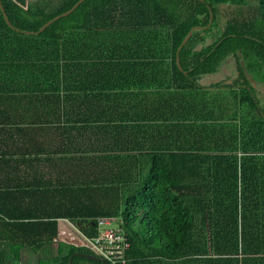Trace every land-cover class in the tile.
Here are the masks:
<instances>
[{
	"label": "trees",
	"instance_id": "obj_1",
	"mask_svg": "<svg viewBox=\"0 0 264 264\" xmlns=\"http://www.w3.org/2000/svg\"><path fill=\"white\" fill-rule=\"evenodd\" d=\"M78 1L23 10L1 0L11 26L0 10V79L62 99L65 142L58 159L0 158V216L67 220L88 238L98 235V218L116 217L127 264H264V107L254 93L264 85V0H84L42 32L22 33ZM210 11V27L179 51L180 70L177 49L191 28L207 26ZM97 37L109 49L96 47ZM88 59L102 60L80 65ZM227 59L237 77L203 85ZM119 70L131 80L103 74ZM80 138L95 142L73 143ZM48 161L69 175L44 180L37 164ZM7 246L12 256L0 251V264L23 249ZM75 253L95 256L59 242L57 256L37 264H69ZM72 264L101 263L73 256Z\"/></svg>",
	"mask_w": 264,
	"mask_h": 264
},
{
	"label": "crops",
	"instance_id": "obj_2",
	"mask_svg": "<svg viewBox=\"0 0 264 264\" xmlns=\"http://www.w3.org/2000/svg\"><path fill=\"white\" fill-rule=\"evenodd\" d=\"M1 1V0H0ZM20 5H22L23 10H27L28 7L34 5H43L48 2H55L59 0H13ZM75 10V9H74ZM73 10V11H74ZM72 11V12H73ZM121 44L125 43V39L120 40ZM93 44V43H92ZM94 45L101 50L107 46H102L100 41V37H97V41ZM109 49V48H108ZM107 49V50H108ZM102 60V59H100ZM99 59L93 60H82L80 61V65H86V63H94L99 62ZM104 60H117V62H121L120 59H104ZM131 60V59H130ZM127 62V60L123 61ZM63 65V63H60ZM105 65H113V64H105ZM107 77H110L109 82H128L131 80V76L129 71L122 72L121 70L117 71L112 75L111 72L103 71ZM63 77V76H62ZM64 77H68L67 75ZM69 78V77H68ZM209 84V83H208ZM19 82L11 83L6 81L5 79H0V130L6 131L4 134L0 132V153L2 156L0 158H22V157H39L45 158L49 156H55L54 158H62L63 146L65 142V133H64V125L60 121V115L62 114V99L54 94H45L39 95L38 92L34 90L31 91H23V89L18 90ZM42 97V103L40 102L38 105L34 103V97ZM94 138L84 139L80 138L75 140L73 143L80 144H88L93 141ZM96 139V138H95ZM95 142V141H93ZM64 162V161H62ZM43 163V162H41ZM56 163V161H48L44 164H37L41 169L44 168L43 177L44 180H48L50 175H58L59 177H67L69 172L64 173L65 171L61 170H51L47 168V164ZM25 169V168H21ZM80 174L83 175V171ZM19 173V172H17ZM71 174V173H70ZM14 179L18 181V177L15 176ZM39 221L44 220H36V221H8L4 217L0 216V237L2 242H9V239L15 238L12 233H8L6 227H13L15 229L16 235L22 236L26 232L17 229L19 225L25 224H37ZM53 221V220H50ZM54 224V222H46L42 225H50ZM77 227V225H76ZM72 240L75 243V246H84L86 243L80 242V238H88L84 234V230L78 226L73 233L71 234ZM16 244H20L21 241L16 237ZM22 239V238H21ZM52 241L45 240L41 249H39L35 255L39 256V259L44 254L45 246H49L46 243H50ZM53 242H63V241H53ZM85 242V240H84ZM56 243V246H57ZM40 244V243H39ZM25 248L34 247L36 244H25L23 242ZM57 252V249H56ZM53 258V257H52ZM255 257H249L248 259L252 261ZM239 260L243 261V257H239ZM248 260V261H249ZM249 261V263H250Z\"/></svg>",
	"mask_w": 264,
	"mask_h": 264
},
{
	"label": "rangeland",
	"instance_id": "obj_3",
	"mask_svg": "<svg viewBox=\"0 0 264 264\" xmlns=\"http://www.w3.org/2000/svg\"><path fill=\"white\" fill-rule=\"evenodd\" d=\"M254 4H255L254 0H227V5H230V6L248 7V6H253ZM227 5H225V7ZM218 32L219 31H216L215 33L213 32L210 38H208L207 42L210 43L213 40H215L219 34ZM235 68H236V65H235L234 60L227 59L226 63L221 67V70L218 74L207 76L201 82L202 83L204 82L216 83L220 81H225L226 79H228L229 76L231 77L233 76V78L235 79L237 77V71ZM203 85L209 86V84H203ZM253 86L255 85L253 84ZM257 87L258 88L254 90V93L256 95L257 100L260 102L261 107H264V85L261 86L259 83ZM0 132L4 134L7 133L6 131H3V130H0ZM0 156H2L1 153H0ZM46 222H54V224L42 225ZM119 225H120L119 223L113 222L110 226H106V227L101 226L100 229L102 228L117 229ZM77 227L75 224H72L68 222L67 220H53V221L44 220V221H39L37 224L29 223L25 225L23 224L19 225L17 229H20L26 232L24 235L19 236V235H16L15 229L13 227L7 226L6 229L8 233H12L15 237V238L9 239V242H11L12 244H16V240H17L16 237L20 240H24V241H21V243L19 244L23 247V249L20 251V255H18L20 260L19 259L14 260V262H12L11 264H37L39 260V256L35 255L36 252H33L32 248H34L39 243L40 244L43 243V241L45 240L46 241L50 240L52 242L45 244V245L48 244L49 246H45V249H44L45 251H43L45 253L41 255L42 257L40 259L49 261L50 259H52V257L57 256V252H56L57 242H53V241L59 240V241H63L66 243H72V242L75 243L74 241L76 240H72L71 234L73 233V230H75ZM23 242L25 244H32V246H34L33 244H36V245L34 247L25 248V246L23 245ZM80 242L85 243L83 238H80ZM8 244H9L8 242H2V239L0 237V251H3L4 254L7 255V257L12 256L10 246H7Z\"/></svg>",
	"mask_w": 264,
	"mask_h": 264
},
{
	"label": "built area",
	"instance_id": "obj_4",
	"mask_svg": "<svg viewBox=\"0 0 264 264\" xmlns=\"http://www.w3.org/2000/svg\"><path fill=\"white\" fill-rule=\"evenodd\" d=\"M113 222H120L116 217H101L97 219L98 235L95 238H84V247L90 249L107 264H127L126 251L129 248L127 236L121 225L117 229L102 228Z\"/></svg>",
	"mask_w": 264,
	"mask_h": 264
},
{
	"label": "water",
	"instance_id": "obj_5",
	"mask_svg": "<svg viewBox=\"0 0 264 264\" xmlns=\"http://www.w3.org/2000/svg\"><path fill=\"white\" fill-rule=\"evenodd\" d=\"M83 1L84 0H79L77 3H75V5L70 10H68L67 12H65V13H63L61 15H58V16L54 17L53 19H51L50 21H48L47 23H45L37 32H35V33L22 32V33H24V34H38V33L42 32L48 25H50L51 23H53L54 21H56L60 17L67 16L70 13H72V11L74 9H76ZM0 10L2 12V15H3V18H4L5 22L9 26H11V24L9 23V20L7 19L6 14L4 13V9H3L2 5H1V1H0ZM212 19H213V13L210 11L209 23L207 24V26L206 27H193V28H191L189 30V32L187 33V35L182 40L179 48L177 49V55H176V64H177V66H178V68L180 70H182V69H181V66H180L179 51L187 43V41L190 39L193 31L198 30V29H203V30L208 29L210 27L211 23H212ZM73 256L85 258V259H88V260H91V261H95V262H100L101 264H106L103 259H97L95 256H93L91 254L75 253ZM73 256L70 257L69 264H72Z\"/></svg>",
	"mask_w": 264,
	"mask_h": 264
},
{
	"label": "flooded vegetation",
	"instance_id": "obj_6",
	"mask_svg": "<svg viewBox=\"0 0 264 264\" xmlns=\"http://www.w3.org/2000/svg\"><path fill=\"white\" fill-rule=\"evenodd\" d=\"M95 257H96L97 259H101L100 257H98V256H96V255H95ZM105 263H106V262H105Z\"/></svg>",
	"mask_w": 264,
	"mask_h": 264
}]
</instances>
